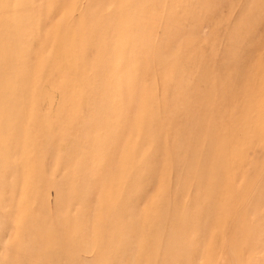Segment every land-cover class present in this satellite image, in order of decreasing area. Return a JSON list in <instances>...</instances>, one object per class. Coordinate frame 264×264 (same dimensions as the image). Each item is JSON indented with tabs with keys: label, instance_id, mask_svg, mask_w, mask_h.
<instances>
[{
	"label": "rangeland",
	"instance_id": "obj_1",
	"mask_svg": "<svg viewBox=\"0 0 264 264\" xmlns=\"http://www.w3.org/2000/svg\"><path fill=\"white\" fill-rule=\"evenodd\" d=\"M0 264H264V0H0Z\"/></svg>",
	"mask_w": 264,
	"mask_h": 264
}]
</instances>
